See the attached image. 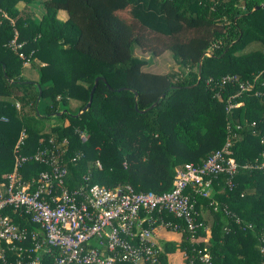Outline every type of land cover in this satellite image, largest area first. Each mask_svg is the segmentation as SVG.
I'll list each match as a JSON object with an SVG mask.
<instances>
[{
	"label": "trees",
	"instance_id": "1",
	"mask_svg": "<svg viewBox=\"0 0 264 264\" xmlns=\"http://www.w3.org/2000/svg\"><path fill=\"white\" fill-rule=\"evenodd\" d=\"M19 4L30 12L39 4L44 14L23 15ZM60 11L65 21L57 19ZM15 37L38 72L36 81L23 75V61L8 47ZM253 45L260 48L250 51ZM135 46L154 57L169 52L178 72L143 71L147 61L133 55ZM226 75L252 83V90L237 95L238 84L221 86ZM97 77L104 81L80 113ZM229 99L236 106L227 112ZM70 100L77 101L74 111ZM22 130L27 136L21 156L49 146L50 139L68 140L69 188L86 177L90 185L168 192L175 168L201 164L227 137L236 162L254 165L264 155V0H0L1 179L13 171ZM80 132L88 135L84 143ZM77 153L83 157L70 162ZM46 170L31 162L19 174L31 181ZM225 181L223 175L213 181L210 199L190 194L202 224L197 245L177 231L181 241L162 244L159 264H168L176 251L184 264H203L198 250L210 256V264H264V171L239 168L231 191ZM201 206L214 216L209 235ZM224 208L243 224L225 216ZM161 219L170 227L181 222L167 212ZM54 255L44 254L43 264Z\"/></svg>",
	"mask_w": 264,
	"mask_h": 264
},
{
	"label": "built area",
	"instance_id": "2",
	"mask_svg": "<svg viewBox=\"0 0 264 264\" xmlns=\"http://www.w3.org/2000/svg\"><path fill=\"white\" fill-rule=\"evenodd\" d=\"M8 47L23 61V67L29 66V59L20 51L23 43H18L17 37ZM231 83L238 84L237 95L253 88L252 83L239 82L234 75L220 80L221 86ZM235 106L229 99L226 111ZM78 135L82 143L87 141L85 132ZM26 136L24 130L19 134L13 171L0 178V264H43V255L51 253L55 255L50 264H159L161 247L154 241V229L170 227L169 222L161 219L162 213L181 221L170 227L171 231L187 233L190 244L197 245L202 224L196 218V201L190 194L210 199L213 181L219 176H225V185L231 191L239 168L264 171V155L254 165H239L227 137L224 145L201 164L185 163L178 167L168 192H137L130 185L114 188L90 185L86 177L78 187L69 188L65 180L68 140L50 139L49 146L21 156L19 149ZM82 157V153H77L69 161L75 163ZM31 162L45 165L48 170L25 181L19 170ZM95 165L102 168L99 160ZM210 206L214 212L220 209L214 201ZM222 211L237 225L243 224L228 209ZM246 227L251 225L242 229ZM259 248L264 253L262 244ZM197 254L203 264H210L208 254L200 250Z\"/></svg>",
	"mask_w": 264,
	"mask_h": 264
},
{
	"label": "rangeland",
	"instance_id": "3",
	"mask_svg": "<svg viewBox=\"0 0 264 264\" xmlns=\"http://www.w3.org/2000/svg\"><path fill=\"white\" fill-rule=\"evenodd\" d=\"M41 4V3H40ZM20 12L24 15L25 13H28L29 15H31L32 13L35 14L36 17L40 18L43 14H44V10L43 8L39 5L36 4L35 7L33 8V10H31L32 12H30L28 8H26L23 4H19L18 5ZM61 14L63 15V17L66 16V14L64 12H61ZM61 21V20H60ZM152 37V36H150ZM156 44V42H155ZM160 48V46L157 45V49ZM133 55L135 57H138L142 60L147 61L146 66L143 68L145 71L148 72H152V73H159V74H175L176 72H178V66L175 63L174 59L172 58L171 54L169 52H164L161 56L159 57H154L150 54H147V56L145 55V53L141 52L138 47H134L133 49ZM36 63H39L40 65H44L43 63H41L38 60H35ZM28 69L26 70V77L31 79L32 81H36L38 78V72L32 68L31 66L27 67ZM19 103V102H18ZM19 105L21 106V104L19 103ZM77 105V104H76ZM75 102L74 100H70L69 104H68V108L70 109V111H74L75 110ZM51 121H56L58 120L57 117H53L51 118ZM170 263L171 264H184L183 259H182V255L180 252L176 251L174 252L171 256H170Z\"/></svg>",
	"mask_w": 264,
	"mask_h": 264
},
{
	"label": "crops",
	"instance_id": "4",
	"mask_svg": "<svg viewBox=\"0 0 264 264\" xmlns=\"http://www.w3.org/2000/svg\"><path fill=\"white\" fill-rule=\"evenodd\" d=\"M61 12H64V11H60L58 12L57 14V19L61 20V21H65L67 19V14L65 17H63V15L61 14ZM260 47H258V45H253L249 48L250 51L252 50H256V49H259ZM145 55L147 56V53H145ZM159 57V56H158ZM24 68V71H23V75L26 77V70L28 69L27 67H23ZM144 68V67H143ZM143 71H145L143 69ZM145 72H148V71H145ZM149 73H152V72H149ZM154 74H159V73H154ZM165 74V73H164ZM29 79V78H28ZM31 80V79H30ZM75 102V105L77 104V101H74ZM17 105H19L18 102H16V108H17ZM77 107V105L75 106V108ZM21 106L19 105V108H17L18 110H20ZM178 168V167H177ZM175 168V170L177 169ZM222 192V191H220ZM213 193V188L211 190V195ZM204 207L201 206L200 207V210H199V215L201 218L204 219V221L206 222V228H205V232H206V235H209L210 234V229L211 227L213 226V220H214V216H213V213L212 211H210L209 209H203ZM154 241L160 246L162 247V244L165 243V242H180L181 241V234L180 233H177V232H174V231H171V230H167L165 229L164 227L162 226H156L155 229H154ZM172 254L168 255V259H167V263L168 264H171L170 263V256Z\"/></svg>",
	"mask_w": 264,
	"mask_h": 264
},
{
	"label": "water",
	"instance_id": "5",
	"mask_svg": "<svg viewBox=\"0 0 264 264\" xmlns=\"http://www.w3.org/2000/svg\"><path fill=\"white\" fill-rule=\"evenodd\" d=\"M256 9H257V8H256ZM100 80L104 81V79L101 78V77H97V78L95 79V81H94V85H93V87H92V89H91V91H90L89 101H88V103L84 106L83 110H82L80 113H83V112L87 111V110L90 108V105H91V102H92V98H93V93H94V91H95V89H96V87H97V85H98V82H99ZM39 94H40V92H39ZM135 96H136V94H135ZM163 97H164V96H161V98H163ZM156 104H157V103H154V104H153L152 106H150L147 110L152 109L153 107L156 106ZM135 109L137 110V104H135ZM139 112H140V113H144L145 111H139ZM80 113H79V114H80ZM61 114H62V112L57 113L56 115L59 116V115H61Z\"/></svg>",
	"mask_w": 264,
	"mask_h": 264
}]
</instances>
